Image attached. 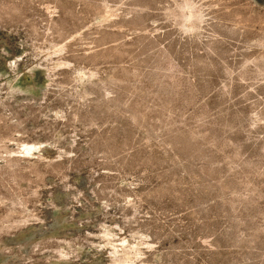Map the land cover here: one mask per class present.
<instances>
[{"label": "rangeland", "instance_id": "rangeland-1", "mask_svg": "<svg viewBox=\"0 0 264 264\" xmlns=\"http://www.w3.org/2000/svg\"><path fill=\"white\" fill-rule=\"evenodd\" d=\"M0 264H264V0H0Z\"/></svg>", "mask_w": 264, "mask_h": 264}, {"label": "bare ground", "instance_id": "bare-ground-1", "mask_svg": "<svg viewBox=\"0 0 264 264\" xmlns=\"http://www.w3.org/2000/svg\"><path fill=\"white\" fill-rule=\"evenodd\" d=\"M185 16V15H184ZM183 18V17H182ZM183 19H185V18H183ZM187 19V18H186ZM20 90V87L19 86H17V87H15L12 91L14 92V93H17L18 91ZM23 149H24V151H26V152H28V153H30L31 151H42V152H45V148L42 146V144H40L39 142H35V143H31V144H25L24 146H23ZM23 151V152H24ZM26 245H28L29 244V241L27 242V241H25L24 242Z\"/></svg>", "mask_w": 264, "mask_h": 264}]
</instances>
